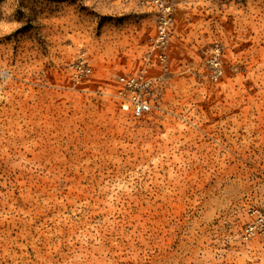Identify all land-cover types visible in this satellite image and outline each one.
<instances>
[{
    "label": "rangeland",
    "instance_id": "rangeland-1",
    "mask_svg": "<svg viewBox=\"0 0 264 264\" xmlns=\"http://www.w3.org/2000/svg\"><path fill=\"white\" fill-rule=\"evenodd\" d=\"M163 2L0 0V264H264V0Z\"/></svg>",
    "mask_w": 264,
    "mask_h": 264
},
{
    "label": "built area",
    "instance_id": "built-area-1",
    "mask_svg": "<svg viewBox=\"0 0 264 264\" xmlns=\"http://www.w3.org/2000/svg\"><path fill=\"white\" fill-rule=\"evenodd\" d=\"M151 2L159 6L161 11L157 19L156 42L159 48L164 49L169 34V25L171 24L173 17L170 12V8L164 4L163 0H151ZM159 58L161 61H164L166 56L164 53H162L160 54ZM220 75L221 72L219 70H216L215 78L219 77ZM120 82L127 91H130L133 94V96L129 100L131 104L132 116L134 118L143 117L151 110L150 101L149 99H147L145 93H143L149 88L150 82L148 80H145L141 76L121 77ZM257 222L263 223V219L258 218Z\"/></svg>",
    "mask_w": 264,
    "mask_h": 264
}]
</instances>
